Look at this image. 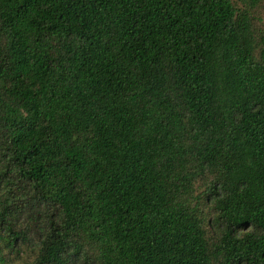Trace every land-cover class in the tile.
<instances>
[{
  "label": "trees",
  "instance_id": "obj_1",
  "mask_svg": "<svg viewBox=\"0 0 264 264\" xmlns=\"http://www.w3.org/2000/svg\"><path fill=\"white\" fill-rule=\"evenodd\" d=\"M264 0H0V264H264Z\"/></svg>",
  "mask_w": 264,
  "mask_h": 264
},
{
  "label": "rangeland",
  "instance_id": "obj_2",
  "mask_svg": "<svg viewBox=\"0 0 264 264\" xmlns=\"http://www.w3.org/2000/svg\"><path fill=\"white\" fill-rule=\"evenodd\" d=\"M253 24L258 32L264 31V10H259L254 16Z\"/></svg>",
  "mask_w": 264,
  "mask_h": 264
}]
</instances>
